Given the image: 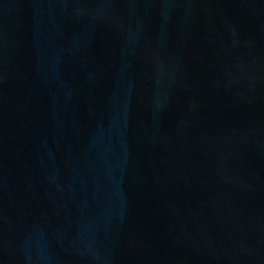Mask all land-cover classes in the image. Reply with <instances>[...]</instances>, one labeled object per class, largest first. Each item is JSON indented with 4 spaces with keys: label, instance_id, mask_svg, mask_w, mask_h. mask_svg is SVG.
<instances>
[{
    "label": "water",
    "instance_id": "water-1",
    "mask_svg": "<svg viewBox=\"0 0 264 264\" xmlns=\"http://www.w3.org/2000/svg\"><path fill=\"white\" fill-rule=\"evenodd\" d=\"M0 264H264V0H0Z\"/></svg>",
    "mask_w": 264,
    "mask_h": 264
}]
</instances>
